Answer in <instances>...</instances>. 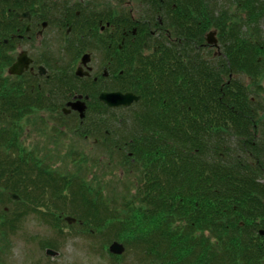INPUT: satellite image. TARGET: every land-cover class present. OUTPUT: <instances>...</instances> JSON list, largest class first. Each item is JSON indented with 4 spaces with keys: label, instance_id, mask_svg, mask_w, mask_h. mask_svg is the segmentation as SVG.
<instances>
[{
    "label": "trees",
    "instance_id": "1",
    "mask_svg": "<svg viewBox=\"0 0 264 264\" xmlns=\"http://www.w3.org/2000/svg\"><path fill=\"white\" fill-rule=\"evenodd\" d=\"M146 2L171 37L148 59L127 43L139 39L141 46L142 38L130 35L113 89L140 101L114 115L109 134L106 119H86L79 133L139 169L135 196L107 198L79 177L50 172L43 157L21 146L7 112L0 119H9L0 129V230L8 237L35 213L59 231L68 214L101 239L99 255L114 264L122 259L109 253L114 242L135 245L144 264H264V0ZM15 8L0 0V18ZM212 29L220 57L204 47ZM0 30L1 60L16 34ZM114 36L118 43L123 37ZM95 122L98 130L83 132Z\"/></svg>",
    "mask_w": 264,
    "mask_h": 264
},
{
    "label": "flooded vegetation",
    "instance_id": "2",
    "mask_svg": "<svg viewBox=\"0 0 264 264\" xmlns=\"http://www.w3.org/2000/svg\"><path fill=\"white\" fill-rule=\"evenodd\" d=\"M11 3L16 6L13 17L7 14L0 18V24L14 29L16 34L11 37L8 55L0 60V119L10 112L9 129L18 134L17 138H21L23 131L22 120L40 115L51 117L57 135L66 133L69 127L74 131L71 134L80 136L86 119L99 120L101 125L106 119L105 132L109 134L114 115L121 109L132 108L140 99L130 107L113 108L101 101V95L115 93L114 83L124 74L123 70L116 72L115 66L124 59L123 48L130 35L139 34L141 46L139 39L127 43L148 59L159 52L162 42L170 39L160 12L146 0L134 11L127 8V0H11ZM150 15H157L154 20L158 23H153ZM114 21L124 26L116 29ZM130 22L135 24L131 30ZM114 35H122V40L118 43L117 38L114 42ZM163 36L167 39L162 40ZM22 54L26 55L28 67L20 74H11V67ZM7 90L11 95H7ZM79 108H84L83 118ZM68 121L72 124H67ZM98 128L95 122L91 131L83 132L93 133Z\"/></svg>",
    "mask_w": 264,
    "mask_h": 264
},
{
    "label": "rangeland",
    "instance_id": "3",
    "mask_svg": "<svg viewBox=\"0 0 264 264\" xmlns=\"http://www.w3.org/2000/svg\"><path fill=\"white\" fill-rule=\"evenodd\" d=\"M141 1L143 0H127V8L134 11L140 6ZM97 3L101 4L100 1ZM150 16L151 18L156 17ZM154 22L158 23L156 20H153ZM211 32L216 34L217 40L218 35L215 29L208 31V34ZM208 34H205L204 47L209 49L214 56L221 54L220 45L217 48L207 44ZM166 39V36L162 37V40ZM48 40L52 41V35ZM50 45L53 46L52 43ZM3 121H9V119L5 118ZM66 123L72 124L69 121ZM21 125H23L21 138L19 137L21 146L25 145L29 151L36 152V155L43 157L44 167L50 172L56 171L61 175L79 177L94 189L100 190L107 198L115 195L120 199L129 191L135 196L140 180L139 169L123 166L118 160L112 159L108 156L111 152L107 150L103 142L95 138L86 140L79 135L71 134L74 131L72 132L69 127L65 129L66 133L57 135L53 132L52 126L55 123L51 121L49 115L22 120ZM3 126H8V123H1L0 127ZM233 141L237 142L236 139ZM234 142L230 143L231 149L238 153H246L245 150L237 148ZM127 154L129 155L130 152L127 151ZM12 158H16L14 154ZM81 158H83L82 162L78 160ZM112 160L114 161L111 163ZM93 188L92 192H94ZM0 194L4 199V193L0 192ZM2 209L1 203L0 228L4 222ZM61 217L59 231L35 213H30L15 223V229L16 227L17 229L8 237L0 230L1 261L4 264H111V262L114 264L115 260L107 253L104 257L99 255L102 243L100 238L84 234L87 229L82 230L81 227L84 228V226L78 221L69 224L66 217L70 215L64 214ZM134 246L125 244L124 253L116 255L110 251V245L109 253L117 258L122 257L116 264H144L143 254L140 251L136 252L137 249ZM48 251L54 252V255H48Z\"/></svg>",
    "mask_w": 264,
    "mask_h": 264
},
{
    "label": "water",
    "instance_id": "4",
    "mask_svg": "<svg viewBox=\"0 0 264 264\" xmlns=\"http://www.w3.org/2000/svg\"><path fill=\"white\" fill-rule=\"evenodd\" d=\"M26 16L27 15H23V17H26ZM215 35L216 34L214 32H211L207 35V44H209L210 46L218 47V40H216ZM28 65L29 63L26 58V55L22 54L18 62L11 67L10 73L20 74L24 71V68L28 67ZM100 99L101 101H103L105 104H107L110 107L120 108V107H130L133 103L138 102L140 98L133 93L123 94L121 92H115L111 94H102ZM79 109L81 111V117L83 118L84 108H79ZM11 197L12 199L17 200V201L20 199L15 194H11ZM66 221L69 224H73L74 222H76L74 218H70V217H67ZM261 235H264V231H261ZM110 251L116 255H121L124 253L125 247L121 243L114 242L110 247ZM48 254L53 256L54 252L48 251Z\"/></svg>",
    "mask_w": 264,
    "mask_h": 264
}]
</instances>
